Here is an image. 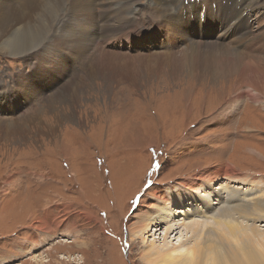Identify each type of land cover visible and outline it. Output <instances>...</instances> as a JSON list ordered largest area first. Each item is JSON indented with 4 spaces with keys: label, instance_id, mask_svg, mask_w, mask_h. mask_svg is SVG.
<instances>
[{
    "label": "rangeland",
    "instance_id": "374dc122",
    "mask_svg": "<svg viewBox=\"0 0 264 264\" xmlns=\"http://www.w3.org/2000/svg\"><path fill=\"white\" fill-rule=\"evenodd\" d=\"M247 1L210 0L209 4H204L202 0H184L185 29L190 34V31H198L200 36L196 39L192 34L194 37L189 40L182 34L178 41L185 39L194 44L203 39L218 40L217 34L223 33L222 23L227 24L229 15L240 11L247 18L243 9L252 11L245 5ZM134 2V8H140L141 13L132 19L142 30H130L132 37L128 44L134 43V48L146 56L136 40L145 38V45L156 49L152 35L157 30L160 39L156 29L159 23L154 24L159 17L154 10H149L146 0ZM259 3L261 8L264 0ZM192 5L196 7L195 14ZM217 5L220 13L217 11L214 15L211 7L216 10ZM231 8L235 9L230 11ZM254 11L250 12L248 25L244 22V27L239 29L242 32L248 26L253 33L264 35V17ZM207 13H212L217 30L211 26L207 31ZM148 23L151 24L146 26ZM163 33L162 41L168 38L171 43ZM253 43L249 48L252 56L261 58L257 67L252 64L253 71L259 72L264 69L261 65L264 46L261 47V40L257 45ZM123 46L128 47L125 43ZM22 57L0 55L1 92L14 89L16 74L28 76L25 72L30 71L31 66L23 62ZM64 62L62 66L71 72L69 79L74 80L73 84L80 91L77 98L64 97L48 107L46 98L66 85L62 83L67 78V74L63 78L56 75L59 82L46 89L52 72L45 74L44 88L32 98L19 99L0 93V118H21L19 124L24 129L9 139L0 138V264H36L30 262L35 255H43L44 260H48L44 264H151L143 259L149 249L176 246L174 241L163 238L164 225L168 223L162 222L159 228L149 232L151 235L156 230L153 237H147V245L142 243V236L131 235V227L137 211L168 208L166 199L172 200V204L176 202L169 198L167 186L211 175L220 169L228 170V166L236 170L237 173L229 172L237 178H222L220 186L226 183L247 189L241 181L244 178L250 184L247 174L264 175V95L253 104L250 99L256 100V93L249 92L247 86H240L237 73L231 74L229 81L219 85L215 82L210 88L205 84L206 89L201 90L197 83L191 85L192 88L188 83L183 87L174 85L178 80H173L178 77H170L164 70L155 76L157 83H150L146 90L135 92L137 89H133L129 99L109 102L108 96L95 97L97 79L86 81L83 67L74 61ZM39 80L41 74L32 76L33 83ZM121 87L117 85L115 90ZM88 88L95 98L82 95V90L86 92ZM186 91L188 95L182 96ZM65 94L69 96V92ZM55 115L60 119L53 121ZM47 118L51 122L45 123ZM47 125L52 129L48 130ZM137 130L142 133L139 145L135 139ZM129 142L138 146L130 148ZM59 144L68 155L62 154ZM256 155L262 159H257ZM259 187L264 191V184ZM181 209L184 207L176 203L169 216L168 213V217L164 216L177 224L193 220L189 212L186 216L175 213ZM256 221L251 220L264 232V219ZM59 254L72 255L79 261L60 260Z\"/></svg>",
    "mask_w": 264,
    "mask_h": 264
},
{
    "label": "bare ground",
    "instance_id": "6f19581e",
    "mask_svg": "<svg viewBox=\"0 0 264 264\" xmlns=\"http://www.w3.org/2000/svg\"><path fill=\"white\" fill-rule=\"evenodd\" d=\"M260 1L248 0L245 5L248 9L255 10L257 16L264 17V4H261V8L263 7L261 9ZM146 2L149 10H154L159 17L156 23H152H159L156 29L160 33V39L156 30V34L152 35L154 40L152 43L156 44V49L147 47L145 38L135 39L144 49L145 56L134 48V43L128 44L132 37L129 31L139 29L138 23L133 19L136 14L141 13V9L134 8L136 5L134 0H0V55L10 57L21 55L22 61L28 62L27 64L31 66V70L25 72L28 74L27 77L22 74L15 75L12 87L14 89L0 93L19 99L32 98L44 88L42 83L46 80L45 74L52 72L51 81L46 85V89L59 82L56 75L63 78L67 74V78L62 83L63 85L66 82V85L46 98L48 107L64 97L77 98L80 91L73 84L74 80L69 79L71 73L68 72L69 69L62 66L65 60L70 63L74 61L80 65V68L83 67L87 73L83 74L86 81L97 79L98 91L95 97L100 96L105 99L108 96L109 102L112 99H129L128 95L133 89H137L135 91L137 92L139 89H145L152 82L157 83L155 79L158 77L155 76L163 73L164 70H167L170 77H178L173 80H178L174 85L183 87L197 83L201 90L205 88V84H209L210 88L215 82L219 85L229 81L227 78L237 73L241 79L240 86H247L249 92L256 93V100L250 99L253 104L260 101L264 95V69H260L261 72L253 71L252 64L257 67L261 58L254 59L249 48L253 42L259 44L260 40L263 47L264 35L253 33L248 26H245L244 29H247L245 31L241 32L239 29L244 27V22L248 25L252 11L243 9L248 15L247 18L239 11L227 17V24L223 20V33L218 32V40L203 39L200 43L191 44L185 39L178 41L183 35L189 40L191 36L194 37L192 34L196 35V39L200 36L198 31H190L192 33L190 34L185 29L186 21L182 20L185 10L184 0H146ZM202 2L209 4L210 0H202ZM218 5L215 12L211 8L214 15L218 11ZM191 8L195 14L197 12L195 5ZM234 9L231 8L230 11ZM224 11L228 10L224 9ZM212 13L206 14L207 31L211 26L217 30ZM189 29L192 30L190 26ZM234 31H236L235 37L232 38ZM163 32L168 35L171 43L168 42V38L162 41L165 37ZM124 43L128 45L127 48H124ZM161 44H165V47ZM89 60L92 62L88 63ZM261 65H264V62ZM57 66L59 69L56 68ZM246 69H250L251 72ZM37 74H41V80L33 83L32 76ZM117 85L122 86L121 90H115ZM90 91L92 92L90 88L86 92L82 90V95L87 96ZM68 92L69 96H66L65 93ZM183 93L184 97L188 95L187 91ZM90 95L94 97V92L88 97ZM250 97L254 96L250 94ZM54 118L53 121L60 119L56 115ZM4 119L0 118V138L9 139L24 130L19 124L21 118ZM48 121L51 122V119L47 118L45 123ZM50 125H47L48 130L52 127ZM104 130L107 131L108 126ZM141 136L142 133L137 130L135 139L138 145L141 144L139 141ZM61 144L59 145L62 154L68 155ZM138 145L130 142L127 144L130 148H136ZM256 158L262 159L259 155H256ZM227 168L229 169H220L211 175L198 177V180L193 179L194 182L186 180L179 185L167 186L169 198L176 201L172 204V200L166 199L168 208L154 207L148 208L145 212L137 211L134 225L131 227L132 236H142V243L147 245V237H153L156 230L151 235L149 232L166 221L168 225H164L163 238L174 241L176 245L171 249L165 247V250L154 247L149 249L143 255L145 261L151 264H264V232L260 229V225L251 222V220L264 219V191L259 187V184H264V175H256L254 178L247 174L246 177L251 180L250 184H248L249 180L244 181V178L243 180L239 178L245 182L243 184L247 189H244V186L234 188L233 185L229 186L225 182L220 186L219 180L222 178L234 179L237 176L230 175L229 170L237 173L233 167ZM255 193L254 197H250ZM176 203H180L184 209L175 213L186 216L189 212L194 216L193 220H184L185 222L177 224L167 218ZM164 215L167 217L165 218ZM200 218L203 220L198 221ZM174 224L177 226L175 227ZM58 259L79 261L77 257L67 254H59ZM31 261L36 264L48 262L44 260L43 255H35Z\"/></svg>",
    "mask_w": 264,
    "mask_h": 264
}]
</instances>
